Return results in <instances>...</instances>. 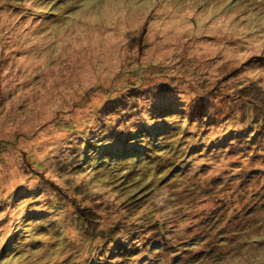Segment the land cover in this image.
Returning a JSON list of instances; mask_svg holds the SVG:
<instances>
[{"label": "rangeland", "instance_id": "rangeland-1", "mask_svg": "<svg viewBox=\"0 0 264 264\" xmlns=\"http://www.w3.org/2000/svg\"><path fill=\"white\" fill-rule=\"evenodd\" d=\"M0 264H264V0H0Z\"/></svg>", "mask_w": 264, "mask_h": 264}, {"label": "trees", "instance_id": "trees-1", "mask_svg": "<svg viewBox=\"0 0 264 264\" xmlns=\"http://www.w3.org/2000/svg\"><path fill=\"white\" fill-rule=\"evenodd\" d=\"M135 87H130V88H128V89H130V90H128L127 91V93H126V95L125 96H123L122 97V99H120V101L123 103V104H125L126 102H124L123 100L126 98V97H133L134 98V91L135 90H133ZM165 91L163 92V93H165V92H167V91H169V89L168 88H165L164 89ZM153 94H155V93H152V95ZM149 95V94H148ZM151 95V94H150ZM203 95L204 94H202L201 93V95H195V96H197V97H199V99H196V103L195 104H197L196 106L197 107H199V108H201L203 105H207L208 107H210L211 105L210 104H213V102H217L216 100H212L211 99V95H207V96H205V97H207L206 98V101H203L202 100V98L201 97H203ZM205 97H203V98H205ZM210 97V98H209ZM124 98V99H123ZM203 101V102H202ZM135 102H131V104H134ZM165 105H163L162 106V109H163V112H164V107ZM122 109H126V111L124 112V113H126L127 112V115H123V117L124 116H126L127 118L126 119H130V116H132L133 114L131 113L132 111H137V112H139V108L138 107H135L134 106V108L133 109H131V110H128L129 108L128 107H123ZM150 110H151V108H150ZM158 110H159V113H162V111H161V108H158ZM145 111H146V109H145ZM148 111V110H147ZM146 111V112H147ZM136 113V112H135ZM137 115H139L140 116V114L139 113H136ZM122 115V114H121ZM122 117V118H123ZM143 117V116H142ZM120 119V120H117V121H115V123L111 126V127H106V129H107V131L105 132L106 133V137H107V140H108V146H111V148H109V149H112L113 148V146H114V143H117V142H121V138H122V134H123V131L122 130H117V128L116 127H118L119 125H120V127L122 126V124H123V121L124 120H126L125 118H123V119ZM119 122V123H118ZM134 124V123H133ZM124 127V126H123ZM123 127H121V129L123 128ZM131 127H134L133 125H131ZM135 128H136V126H135ZM120 129V128H119ZM135 130H137L138 131V129H135ZM132 133H134V132H132ZM116 134V135H115ZM125 134V133H124ZM113 136H116V138L113 140ZM226 143H231L230 141L229 142H226ZM126 146H128V145H126ZM125 151V155H128L129 156V154H130V156L128 157V161H131V163H134L135 162V160H136V157H134V155L131 153V152H134L132 149H130L129 148V146H128V150H124ZM130 151V152H129ZM117 161H121V159H116ZM160 175H162L161 173L158 175V176H160ZM165 176V175H164ZM164 176H162V177H164ZM152 179H150L149 181H151ZM84 220H86L85 218H83ZM84 222H86V221H84Z\"/></svg>", "mask_w": 264, "mask_h": 264}]
</instances>
